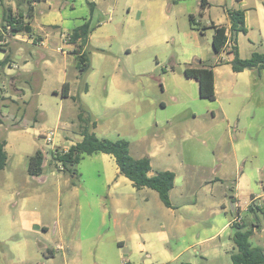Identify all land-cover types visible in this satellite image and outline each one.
Listing matches in <instances>:
<instances>
[{
	"label": "rangeland",
	"instance_id": "1",
	"mask_svg": "<svg viewBox=\"0 0 264 264\" xmlns=\"http://www.w3.org/2000/svg\"><path fill=\"white\" fill-rule=\"evenodd\" d=\"M49 1L47 4L41 3L36 12V35H43L41 28L47 24L45 19H50L59 6L65 19L62 27L66 29L72 30L82 24V17H90L91 8L85 0H76L74 10L68 3L71 0ZM139 1L146 0H129L128 6L120 2L122 8H118L114 15L98 11L93 14L94 28L101 22L108 23L103 29L110 28L115 20H120L121 25L108 39L103 36L111 49L99 52L101 50L90 48L92 67L83 77H78L77 83H74L76 78L73 73L77 72L80 76V72L74 67L75 64L70 68L73 94L89 109L93 120L102 124L99 134L110 139L128 140L133 157L149 156L155 171L173 170L176 173L177 184L172 192L174 202L177 205H187L189 201L195 203L194 211L188 218L191 223L186 237V240L195 237L192 255L186 254L181 261L233 264L231 253L236 250L231 239L234 232L230 227L231 222H242L243 219L245 229L254 230L250 237L252 245L264 248V109H253L255 94L249 99L246 95L231 99L222 96L210 101L200 97L198 83L187 79L184 73L164 74V70L170 69L169 58L178 59L184 49L190 50L186 44L187 38L182 33L184 28L178 21H174V30L171 31L143 27L135 19ZM185 5L181 3L175 9ZM6 7H11L14 12L27 11L24 0L17 1L13 6L3 1L0 12ZM129 7H132L131 16L127 14ZM103 29L98 33H105ZM135 31L138 35L131 39L130 34ZM185 31H188L187 26ZM124 34H128L127 43L124 42ZM166 34L170 37L168 44L163 39ZM64 36L66 39L67 35ZM28 38L27 34H23L16 39L17 42H13L4 33L0 44V59L5 55L4 50L11 53V59L4 66L0 65V139L7 140L10 155L9 165L0 170V264L62 263L59 260L55 263L46 260L35 236L25 235L18 223L14 225L15 232L11 237L4 238L9 231V220L17 221L18 211L24 204L25 208H39L41 204L42 208L54 209L55 224L59 220H69L66 229L72 232L74 241L80 243V264L81 261L87 262L90 251L93 252L90 259L92 264H110L117 261L119 255L117 238L120 229L116 228L122 222L130 225L127 214L106 217L100 233L110 246L109 253L97 258L96 254L101 253L98 249L100 242H95L92 247L89 229L101 224L100 213L97 212L95 216L98 198L87 195L83 189L72 188L74 190L70 195L59 193L61 173L50 155L45 173L49 178L45 182L33 179L29 180L31 184L26 182L28 156L38 147L49 152L51 146L40 137L41 132L52 129L57 135L68 134L70 140L79 138L75 134L78 101L72 97L62 99L53 95L54 88H61L58 72L63 69L62 66L65 68L61 48L54 50L56 43L52 41L51 49H47L49 60L42 59V47L26 43ZM179 38L184 40L180 42ZM34 42H39V39ZM197 44L191 47V51L200 46L205 63L214 64L218 60L212 54L210 38H202ZM21 46H27L31 52V55L27 53L29 63L26 66L24 58L15 53ZM123 46H129L131 52H118ZM115 58H119V63H112L111 59ZM114 64L117 65L116 71ZM115 72L120 77L113 81L111 74ZM221 75L230 88L243 82V76L234 74L228 67L222 68ZM12 77L17 78L12 82ZM86 83L89 85L88 91L84 90ZM225 108H231L229 118L224 115ZM254 121L259 123L255 126ZM54 162L57 163L56 160ZM78 172L83 173L84 177L81 175L80 179L85 181V185L102 186L105 174L101 163L95 158L81 162ZM238 185L239 193L236 190ZM146 189L156 196L158 202H162L157 191ZM233 195L239 198V212L234 209ZM254 197L260 198L253 202ZM154 202L152 197L151 204L154 205ZM152 211L155 212L154 207ZM151 222L144 217L146 232L152 236L159 227ZM212 236L216 237L210 239ZM152 238L157 247L147 252L156 255L160 243L156 235ZM183 240L174 232L169 246L181 244ZM55 241L57 238L52 236L51 247L56 246ZM204 249L211 250L207 257L200 255ZM22 257L25 259L21 260ZM141 258L147 260V253L144 252Z\"/></svg>",
	"mask_w": 264,
	"mask_h": 264
},
{
	"label": "crops",
	"instance_id": "2",
	"mask_svg": "<svg viewBox=\"0 0 264 264\" xmlns=\"http://www.w3.org/2000/svg\"><path fill=\"white\" fill-rule=\"evenodd\" d=\"M9 5L13 6L17 1L21 0H3ZM26 1V0H24ZM86 4H88V0H85ZM90 2L94 3L93 12L90 11V17H82L83 20L82 24L91 19L93 20V14L98 11L103 14H111L114 15L117 13L118 8H122L120 5L124 3L128 6L129 0H89ZM136 1V0H135ZM49 0H42L39 2L34 3V14L31 19V26L33 28L32 38L29 37V41H23L26 43H31L34 45H39L42 47L41 57L42 59H47L50 55L47 52V49H51V42L53 41L56 43V47L54 50L58 51L61 48L62 54L64 56V65L65 68L62 66L63 69H60V73L58 72V82L61 84L60 90L58 88H54L53 95L54 97H61L62 99H68L73 94V83L69 79L70 77V68L76 67V59L75 55L73 54V50L76 48V44L70 43L68 41V34L71 29H66L62 27V24L65 22L63 18V13L60 12L61 6L58 9L54 10L55 12L51 16L50 19H45L46 25L41 28L43 35H36V19L35 15L36 12L39 10L41 3H49ZM200 2L201 0H146V1H139L140 7L135 10V19L138 24H141L143 27H152L166 29L167 31L174 30V21H178V24L184 28L182 29V33L186 36L187 41L186 44L189 46L190 50H183L178 59H174V57L169 58L168 63L170 65V69L164 70V74H172L177 73L180 71V74L184 73L186 67H195L199 65L209 66L212 64L205 63L203 61V50L200 46L196 47V49L191 51V47H195L198 45L197 43L202 38H210L213 39L214 29L210 27L213 23L215 25H225L228 29L231 27V18L229 15V9H243L245 11V27L247 29L246 32H240L236 35V37H232L230 35L229 43L237 44L239 55L241 58H250L254 52H264V0H209L210 5L203 10V14L199 15L200 12ZM71 8L75 9L76 0L68 1ZM181 3H186L184 7H178V10L175 9L176 6H179ZM66 6V3H64ZM89 6V5H88ZM131 9L129 7L127 10V14L131 16ZM171 11V15L169 12ZM178 13V14H177ZM194 15L195 23L198 25L197 27H206L201 32L198 28H193L191 26L189 16ZM111 18L114 19L113 16ZM182 18L184 20L182 21ZM129 20V18H128ZM107 22H101L95 27L94 30L91 32L89 37V47L94 48V51H107L109 43L107 40L104 39L103 36L108 37L112 36L114 31H118L120 29L121 21L115 20L113 25L110 28L103 29L107 26ZM81 25V24H80ZM79 26V25H78ZM180 26V25H179ZM188 27V31H185V27ZM99 27V28H98ZM180 28V27H179ZM74 29V28H73ZM105 33L99 34L98 31L102 30ZM230 33V32H229ZM67 35L65 39L64 35ZM125 35V43L128 42V34ZM138 34L137 32H133L130 34V38L136 37ZM26 36V35H24ZM9 38L12 39L13 42H17V38L13 35H8ZM39 39V42H34V40ZM164 41L168 44L170 41V37L164 36ZM162 39V40H163ZM183 38H179V41H183ZM196 42V44L194 43ZM2 40L0 41V44ZM65 46L62 48V46ZM212 47V54H214L213 42L211 44ZM111 49V48H110ZM10 50H4V57H9L11 59V53L8 54ZM125 51L126 53H130L131 49L129 46H123L118 52ZM21 59L24 58L25 66L28 65L29 58L28 56L31 55L30 49L27 46H21L18 48L17 52ZM29 53V55L27 54ZM3 59H0L2 61ZM231 55L227 53H222L220 61L218 64L214 65V72H215V88L217 93V99L222 97L233 98V96L241 97L246 95V98H251L253 94L256 95V103H254L255 108L253 109H264V71L260 74L253 70H243L240 72H235L232 69V65L230 64ZM112 63L117 62L119 63V58L111 59ZM49 65V64H48ZM92 67V61H91ZM117 65L114 64V70L116 71ZM231 68V71L234 74H238V76H243L242 83H240L237 87L230 88L226 79L222 77L221 71L222 68ZM77 68V67H76ZM73 73V72H72ZM185 75V73H184ZM186 76V75H185ZM73 77L76 78L74 83L78 82V75L77 72L73 73ZM120 74L113 73L111 74V78L113 81L119 79ZM17 77H12L11 81L13 82L14 79ZM187 79L191 81L197 80L193 78H189L186 76ZM19 79V78H18ZM17 80V79H16ZM112 81V80H111ZM64 83H69V86L65 88L68 92L66 93L67 96L63 95ZM199 86V83H198ZM248 90V91H247ZM254 91V92H253ZM216 100V99H215ZM214 101V100H213ZM250 105V104H249ZM231 107V106H230ZM251 108V105H250ZM231 108L224 109V115L226 117L229 116ZM259 122L254 121L253 125H257ZM264 123V121H263ZM102 128V124L98 123L95 132L99 137H103V134H99L98 131ZM43 134L42 132L39 134ZM79 138L75 141L70 140V136L65 133H61L57 135L55 134L54 141L50 146L49 152L46 153L47 162L44 164V172L41 176H31L28 173V164H27V179L26 182L31 184L30 179L36 180L38 182H45L49 175H46V167L49 165L48 155L52 157L57 150H67L73 144L82 140V135L80 134V122L78 120V124L76 126V133ZM107 138V137H106ZM119 139V138H118ZM63 146V147H60ZM8 143L6 145V151L8 154ZM39 149V147L37 148ZM36 149V150H37ZM35 150V151H36ZM131 150V149H130ZM34 153V152H33ZM32 153V154H33ZM30 154V155H32ZM29 155V156H30ZM28 156V157H29ZM133 156V155H132ZM149 157V156H143ZM8 158L10 155L8 154ZM87 158H95V160L99 161L102 165L104 170V176L102 180V186L97 187L95 185H85V181H81V175L79 174V180L77 184H72V180L74 178L73 175L65 173L63 170L57 167V163L52 161L58 171L61 173L59 175V185H58V192L71 194L73 190H82L87 195L91 194L98 198L99 203H96V210L95 216H97V212L100 214V222L96 228L89 229L91 234V244L92 247L95 246V242L98 243V249L100 248V255H97V258H102L104 253H109V245H107L102 238L101 235V226L105 223L107 216H116L118 214H127L130 217V225H126L122 222L120 227L116 229H120L119 238H117V242L119 245V255L118 260L111 262L110 264H124L125 262H131L133 264H165L168 262L179 264L181 262H190L189 261H181L186 254L192 255L191 248L194 246V239L195 237L192 236L191 239L186 240L187 233H189V224L191 221L188 219L191 215V212L194 211V202L189 201L187 205H177L172 196L173 190L176 188L177 184V175L175 178V186L170 192V198L172 202V207H167L163 202H158L156 196L151 193V191H147L146 188L137 189L133 182L127 178L125 175L120 173L119 167L116 163L115 158L106 153H95L92 155H87L85 158L82 159L81 162L86 160ZM142 158V157H140ZM150 158V157H149ZM151 159V158H150ZM79 163V165L81 164ZM10 163V159L8 165ZM7 165V166H8ZM152 165V159H151ZM6 166V167H7ZM5 167V168H6ZM3 170V169H2ZM157 171L154 170L153 166L150 171V175H154ZM173 171V170H172ZM64 174V175H63ZM45 175L44 180H39V177ZM100 176V175H99ZM84 177V175H83ZM74 188V189H72ZM237 193L240 191V185L236 188ZM235 190V191H236ZM143 192H146V200L143 198ZM159 195V194H158ZM154 198L155 202L154 205L151 204V199ZM235 202L233 203L234 209L238 212L241 210V205L239 202V198L237 195H233ZM257 198L254 197L253 202L256 201ZM162 201V200H161ZM129 202V204H127ZM92 205V204H91ZM155 208V212L152 211V208ZM250 210H253L249 207ZM17 221L9 220V231L4 238H9L15 232L14 225L18 223L20 231L24 232L25 235L35 236L37 239V246L42 251L46 260H49L52 263L56 261L62 262L61 264H80L78 262V258L80 253L78 250L80 249V243L74 241V237H71V231L66 229V224L69 220L61 221L59 220L54 223V209L50 207L39 205V208H25V204L21 205V208L18 211ZM144 217L147 218L148 221H153L156 225H158L157 232H153V235H148L149 232H146V225L144 224ZM112 219V218H111ZM244 222V220L242 219ZM70 223V222H69ZM152 223V222H151ZM245 223V222H244ZM154 224V225H155ZM246 224V223H245ZM233 222L230 223V227L233 228ZM168 227V229H166ZM258 227V226H257ZM234 229V228H233ZM254 233V230L251 229ZM176 232L179 238L183 237L184 240L181 244H177L176 246H169L170 241L172 240V233ZM234 233V232H233ZM156 235L157 241L160 243V247L158 253L156 255H152V253H148L147 250L151 248H156L157 244L153 240V236ZM52 236L57 238L56 246L51 247L52 243ZM216 236L210 237V239L215 238ZM220 237V236H219ZM146 240H145V239ZM3 239V238H2ZM100 239V241H99ZM232 239V236H231ZM190 241V242H189ZM235 245V244H234ZM259 247V246H258ZM262 248V247H260ZM124 249V251H123ZM264 249V248H262ZM236 250V247H235ZM14 251V250H13ZM47 251H50L48 255L46 254ZM153 251V250H152ZM147 253V260H143L142 254ZM211 250L204 249L203 254H200L202 257H207ZM235 252V251H234ZM16 251H14V254ZM233 253V252H232ZM231 253V255H232ZM93 252L90 251L89 258L87 262H82L81 264H92L90 259L92 258ZM59 258V259H58ZM197 258V257H195ZM25 258L22 257L21 260ZM232 260V259H231ZM233 263V262H232Z\"/></svg>",
	"mask_w": 264,
	"mask_h": 264
},
{
	"label": "trees",
	"instance_id": "3",
	"mask_svg": "<svg viewBox=\"0 0 264 264\" xmlns=\"http://www.w3.org/2000/svg\"><path fill=\"white\" fill-rule=\"evenodd\" d=\"M42 0H26L27 11L19 10L14 12L11 7H6L2 12V25L0 29V41L3 34L13 35L17 32L28 34L32 36L33 28L31 26V19L34 14V3ZM3 4V0H0ZM88 5L93 12L94 3L88 0ZM210 5L209 0H201L199 15L203 14V10ZM231 18V27L228 29L225 25L211 24L210 27L214 29L213 34V48L217 61L209 66H195L186 67L184 73L187 77L193 78L199 83V94L201 98L213 101L217 97L215 88V72L214 65L220 61L222 53L231 55L230 64L235 72L243 70H253L257 73L264 71V52H254L250 58H241L238 51L237 44L229 43L230 35L236 37L240 32H246L245 27V11L243 9H229ZM194 15L189 16L191 26L198 28L195 23ZM206 27H199L203 32ZM94 30L91 19L85 21L83 24L72 29L68 34V41L76 44L73 54L76 59V67L80 72V77H83L91 68L90 61V47L89 37ZM230 32V33H229ZM9 57H5L0 61V65H5ZM69 83H64L63 95L68 93L65 88ZM89 85L85 84L84 90L88 91ZM75 101H78V120L80 122V134L82 140L73 144L67 150H57L53 159L63 165V171L73 175L72 184H77L76 178L79 177L78 165L87 155L95 153H106L112 155L119 167L120 173L129 178L137 189L150 188L158 192L162 202L167 207H172L170 192L175 186L176 173L172 170H160L154 175H150L152 169L151 159L149 157L135 158L131 154L130 142L124 138L110 139L106 137H99L94 129L97 122L93 120L89 109L80 101L78 97L72 96ZM7 140L0 139V170L4 169L9 162L6 151ZM46 151L43 148L37 149L28 158V173L31 176H41L44 172V161L46 158ZM234 203V197L231 196ZM252 209V207H250ZM242 220V219H241ZM234 233L232 240L235 244L236 251L232 253L231 259L233 264H264V249L253 246L250 237L252 235L251 229H245L246 224L238 221L233 222ZM50 251H47V255ZM124 264H133L125 262ZM175 264V263H165ZM179 264H192L191 262H181Z\"/></svg>",
	"mask_w": 264,
	"mask_h": 264
},
{
	"label": "built area",
	"instance_id": "4",
	"mask_svg": "<svg viewBox=\"0 0 264 264\" xmlns=\"http://www.w3.org/2000/svg\"><path fill=\"white\" fill-rule=\"evenodd\" d=\"M1 5V2H0ZM2 13L0 12V29H1V25H2ZM23 34L25 33H21V32H17L15 34H13L14 37H21ZM28 35V34H27ZM32 38V36H30ZM56 131L55 130H48L47 132L43 133L40 135V137L45 141L46 144H52L54 141V137H55ZM56 153V151H55ZM58 168L59 169H63V165L61 163H58ZM241 219V218H239Z\"/></svg>",
	"mask_w": 264,
	"mask_h": 264
},
{
	"label": "water",
	"instance_id": "5",
	"mask_svg": "<svg viewBox=\"0 0 264 264\" xmlns=\"http://www.w3.org/2000/svg\"><path fill=\"white\" fill-rule=\"evenodd\" d=\"M46 162H47V159L45 158L44 164H46ZM43 166H44V165H43ZM44 179H45V175L42 176V177H39V180H44Z\"/></svg>",
	"mask_w": 264,
	"mask_h": 264
}]
</instances>
